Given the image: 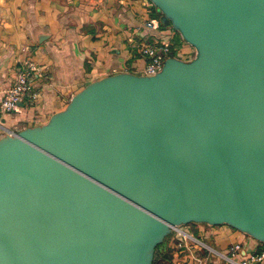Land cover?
<instances>
[{
  "label": "water",
  "instance_id": "water-1",
  "mask_svg": "<svg viewBox=\"0 0 264 264\" xmlns=\"http://www.w3.org/2000/svg\"><path fill=\"white\" fill-rule=\"evenodd\" d=\"M150 1L195 58L0 139V264H172L190 224L264 244V0Z\"/></svg>",
  "mask_w": 264,
  "mask_h": 264
},
{
  "label": "crops",
  "instance_id": "crops-1",
  "mask_svg": "<svg viewBox=\"0 0 264 264\" xmlns=\"http://www.w3.org/2000/svg\"><path fill=\"white\" fill-rule=\"evenodd\" d=\"M160 18L150 0H0V106L19 62L28 59L39 67L33 80L37 100L14 114L0 107V139L46 124L94 81L143 75L146 60L137 46L172 33ZM184 49L192 60L193 48ZM183 230L200 235L203 245L185 250L177 245L181 240H171L172 264H230L225 257L234 246L246 256L263 245L226 225Z\"/></svg>",
  "mask_w": 264,
  "mask_h": 264
},
{
  "label": "built area",
  "instance_id": "built-area-1",
  "mask_svg": "<svg viewBox=\"0 0 264 264\" xmlns=\"http://www.w3.org/2000/svg\"><path fill=\"white\" fill-rule=\"evenodd\" d=\"M177 36H179L178 33L172 29V33L165 35V38L161 40L155 39L147 44L137 46L146 60L143 69L144 76L157 75L169 58L183 60V57H186L188 59L184 47L179 44L180 47L176 42ZM38 69V65L32 60L25 59L19 62L14 81L1 102L2 112L18 113L23 105L37 100V95L33 90V80L37 77ZM173 234L177 235V240H181L177 242L181 249L190 250L195 246L203 245L199 238L185 232L183 227L175 228ZM241 251L242 247L236 245L232 248L230 256L225 258L230 264H264V244L261 250L250 255L242 256Z\"/></svg>",
  "mask_w": 264,
  "mask_h": 264
},
{
  "label": "rangeland",
  "instance_id": "rangeland-1",
  "mask_svg": "<svg viewBox=\"0 0 264 264\" xmlns=\"http://www.w3.org/2000/svg\"><path fill=\"white\" fill-rule=\"evenodd\" d=\"M171 28V27H170ZM172 29V28H171ZM180 35V34H179ZM182 37H181V35H180V37H178L177 39H176V42H178V45L180 44L182 47H185V46H190L189 44H187L183 39H181ZM179 45V46H180ZM180 46V47H181ZM193 48V47H192ZM192 56H193V59L195 58V56H196V50L193 48V53H192ZM183 60H185V61H188V59H186V57H183ZM197 225H199V224H191L190 225V227H189V229H187V226H189V225H187V226H184L183 228H185L186 230H188V231H192ZM233 229V228H232ZM196 237H199V238H201V236L200 235H198V234H196ZM171 240H177V235L176 234H172L171 236H169L167 239H166V242H167V244H168V247H169V242L171 241ZM167 247V250L169 249ZM166 255H167V257H168V259H169V251H167V253H166Z\"/></svg>",
  "mask_w": 264,
  "mask_h": 264
},
{
  "label": "trees",
  "instance_id": "trees-1",
  "mask_svg": "<svg viewBox=\"0 0 264 264\" xmlns=\"http://www.w3.org/2000/svg\"><path fill=\"white\" fill-rule=\"evenodd\" d=\"M164 27V26H163ZM178 33V32H177ZM179 35V33H178ZM180 36V35H179ZM178 43V42H177ZM160 258L165 259L168 261L167 255L161 254L160 251V246L156 249V257H155V262H157Z\"/></svg>",
  "mask_w": 264,
  "mask_h": 264
},
{
  "label": "flooded vegetation",
  "instance_id": "flooded-vegetation-1",
  "mask_svg": "<svg viewBox=\"0 0 264 264\" xmlns=\"http://www.w3.org/2000/svg\"><path fill=\"white\" fill-rule=\"evenodd\" d=\"M160 260H164V259L160 258L158 261H160ZM158 261H157V262H158ZM155 263H156V262H155ZM160 264H164V262H161Z\"/></svg>",
  "mask_w": 264,
  "mask_h": 264
}]
</instances>
